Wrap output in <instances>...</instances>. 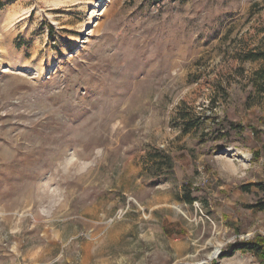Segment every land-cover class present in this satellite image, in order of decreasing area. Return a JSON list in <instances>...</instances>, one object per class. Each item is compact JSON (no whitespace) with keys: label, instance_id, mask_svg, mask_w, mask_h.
<instances>
[{"label":"rangeland","instance_id":"obj_1","mask_svg":"<svg viewBox=\"0 0 264 264\" xmlns=\"http://www.w3.org/2000/svg\"><path fill=\"white\" fill-rule=\"evenodd\" d=\"M2 1L0 264H261L264 0Z\"/></svg>","mask_w":264,"mask_h":264},{"label":"trees","instance_id":"obj_2","mask_svg":"<svg viewBox=\"0 0 264 264\" xmlns=\"http://www.w3.org/2000/svg\"><path fill=\"white\" fill-rule=\"evenodd\" d=\"M3 6V1L0 0V9ZM245 60L247 61H259V60H264V54H249L246 55ZM256 84L257 86L260 88V90L262 91V89L264 90V70L258 71L256 73ZM213 117L212 116H206L203 117L204 122L206 123H211V120ZM215 118V117H214ZM183 122H184V127L182 128V132L184 134H188L191 131H193L196 128L195 122L194 121H187L186 120V116H183ZM216 120H214L212 123L213 125H215L217 127L218 130H214L211 129L210 132V136H214L213 140L214 141H221V140H227V138H229V133L230 131L234 130V131H239L241 130V126L240 125H230V130H226L224 127H221V125L219 123H215ZM199 123H202V120L199 119ZM151 164L153 165L151 170V174H152V179H156L159 180V182L161 181H167L170 180L171 178L174 177V160L173 158H171L170 155L164 154L162 151L161 152H155L151 155L150 158ZM154 171L157 172V174H153ZM164 174L163 177L161 175V177H159V174ZM261 190L264 191V184L259 183V184H255L253 185ZM187 191V190H186ZM186 197V200L189 202V204L192 203V200L190 199V194L186 193L184 195ZM247 208L249 209H257L260 211H264V201H260L254 205H250ZM239 251H245L248 253H252L257 259L258 261H260L261 264H264V238L262 237H256L253 240H249V241H243V242H237L234 244L229 245L228 250L226 249V251L223 253V257L224 258H229L232 257L236 254V252Z\"/></svg>","mask_w":264,"mask_h":264}]
</instances>
